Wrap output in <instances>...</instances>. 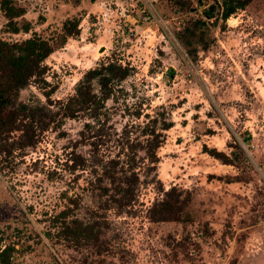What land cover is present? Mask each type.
<instances>
[{"label":"rangeland","instance_id":"1","mask_svg":"<svg viewBox=\"0 0 264 264\" xmlns=\"http://www.w3.org/2000/svg\"><path fill=\"white\" fill-rule=\"evenodd\" d=\"M5 2L23 10L17 33ZM68 20L77 34L19 102L57 110L100 63L130 75L98 120L58 117L27 166L0 174L7 264H264V0H0L7 42L51 39ZM115 184L133 198L120 202ZM166 193L181 220L152 218ZM65 209L92 238L57 233Z\"/></svg>","mask_w":264,"mask_h":264},{"label":"trees","instance_id":"2","mask_svg":"<svg viewBox=\"0 0 264 264\" xmlns=\"http://www.w3.org/2000/svg\"><path fill=\"white\" fill-rule=\"evenodd\" d=\"M4 4L6 24L12 32L17 33L20 27L19 21L15 19L23 15V10L10 6L7 2ZM185 4L187 1L179 6L182 8ZM245 4L239 3L237 7L227 8L222 17L228 18L237 9H243ZM192 23L195 26L197 24L196 22L188 23L185 27L186 33ZM27 26H23L24 32L28 31ZM78 26L77 20H68L63 24L62 30L51 39H44L36 35L12 43L0 39V174L13 173L19 164L27 166L26 156L36 149L41 134L50 129L52 124L55 125L58 117L64 120L85 116L92 120H98L99 112L111 96L113 87L130 75L129 69L119 64L100 63L83 74L75 86L74 94L65 102H60L57 110L51 109L50 106L44 107L19 102V92L25 87L31 83L44 84L46 59L54 51L62 48L68 38L77 34ZM85 126L89 127L87 123ZM217 154L214 151L211 153L214 157L218 156ZM235 161L236 159H227L226 157L222 160L224 164ZM115 163L116 161L109 160L107 164H104L105 166L102 165L104 178L116 180L112 167H110ZM36 164L33 162L31 165L35 166ZM130 184L134 186L135 179ZM114 191L120 196V199H117L123 203L126 199H132L134 196L129 187L123 188L119 184L114 185ZM104 193L107 194L106 188H104ZM172 198L171 193H166L165 200L156 210V212L159 211L152 217L153 219L165 221L168 220V214L173 213L177 220H181L179 214L184 216L186 213L178 207L176 208L177 200H172ZM69 211V209H65L57 215V221L61 222L57 233L65 240L78 243L88 241L92 238L90 228L77 217H70ZM159 215L161 217L158 219ZM7 253L6 249L0 251V264H7L4 259Z\"/></svg>","mask_w":264,"mask_h":264},{"label":"bare ground","instance_id":"3","mask_svg":"<svg viewBox=\"0 0 264 264\" xmlns=\"http://www.w3.org/2000/svg\"><path fill=\"white\" fill-rule=\"evenodd\" d=\"M231 23H233V22H231Z\"/></svg>","mask_w":264,"mask_h":264}]
</instances>
